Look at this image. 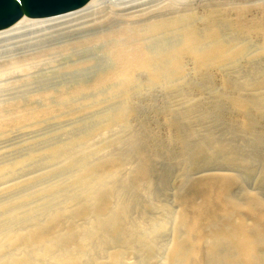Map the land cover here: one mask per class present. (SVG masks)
Instances as JSON below:
<instances>
[{
    "label": "bare ground",
    "instance_id": "bare-ground-1",
    "mask_svg": "<svg viewBox=\"0 0 264 264\" xmlns=\"http://www.w3.org/2000/svg\"><path fill=\"white\" fill-rule=\"evenodd\" d=\"M252 39L260 40L258 42L262 46L257 47ZM252 42L259 48H256L258 51L254 50ZM93 55L103 59L96 61ZM263 55L264 0H90L80 10L50 18L23 17L12 27L0 31L1 75L16 70L17 73L19 70L21 73L32 71L33 67L41 65L47 68L50 64L53 68L77 69L81 72L86 65L90 66L89 70L97 68L100 62L110 65L109 68H97L102 73L90 82H79L72 88H63L58 92L44 91L32 99L37 97L36 100L47 102L55 99L56 103L61 104L100 99L105 94L111 95L118 91L127 97L130 87L182 86L189 64L202 77V74L212 71L237 69L243 59L247 65L253 64L250 62L254 57ZM223 79L227 87L239 86L235 81ZM260 80L256 83L246 80L241 86L251 88L257 83L264 85V79ZM238 103L239 108L246 112L252 109L261 114L264 112V93L252 99L242 97ZM23 108L20 112L16 111L22 123L36 120L50 112L47 108L43 111ZM204 118L208 119V116ZM254 127L253 118L247 115L241 125L229 124L225 132L227 137L234 136L237 139L240 133L242 137L248 133L252 135ZM251 137L254 145L264 143V136ZM241 138L243 140L244 137ZM217 145L228 151L236 148L231 142H217ZM47 154L50 162L60 161L65 167L77 170L70 183L77 190L74 194H68L64 184H53L50 193L52 191V194H62L64 197L62 207L54 210L49 207L50 201L26 209L36 196L46 193L44 189V192L37 191L0 205V264H102L96 253L111 244V241L106 238L107 235H103V224L98 222L99 217H103L106 220L104 223L114 228V235H121V231L126 229L122 230L120 221H117L123 215L126 216V203H119L116 208L120 211L113 212L107 202L109 195L104 194L116 186V172H98L86 161L77 163V153L67 145L53 148ZM237 156L245 166L254 158ZM4 170L0 171V180L5 177L2 176ZM234 182L223 177L214 198L221 203L222 217L228 223L220 226L216 224V219H209L210 230L203 229L198 217L203 214L201 208H198L197 217L191 221L183 212L177 218L180 226H184L186 235L182 238L178 232H174L166 252V264H264V226L257 222L264 221V210H261L263 203L257 196L249 199L236 197L231 192ZM77 198L82 203L77 204L75 213L87 217L93 206L97 210L98 217L94 218L97 220L91 221L89 226H73L66 234L51 229L71 215L68 206ZM242 212L251 214L256 220L246 222ZM119 213H122L121 216ZM39 216H43L44 221L38 220ZM155 228L164 229V225L155 226L154 231L157 230ZM67 239L74 242L73 247H64L63 243ZM93 241L97 243L92 245ZM147 241L144 234L131 231L123 247L107 254L108 259L111 264H123L124 252L146 247Z\"/></svg>",
    "mask_w": 264,
    "mask_h": 264
},
{
    "label": "rangeland",
    "instance_id": "rangeland-1",
    "mask_svg": "<svg viewBox=\"0 0 264 264\" xmlns=\"http://www.w3.org/2000/svg\"><path fill=\"white\" fill-rule=\"evenodd\" d=\"M252 41L257 47L262 46L258 42L260 40ZM257 47L254 46V50L259 49ZM93 56L96 61L103 59L98 55ZM260 56L254 57L259 58H253L250 63H254L249 65L243 59L237 69L202 74L206 78L197 75L189 64L186 81L177 88L165 85L139 89L130 87L127 97L121 91H111L110 96L105 94L103 98L74 102L76 104L56 103L55 99L48 102L36 100L37 97L32 99L44 91L58 92L63 88H72L79 82H90L102 73L97 68H109L110 65L100 62L97 68L90 70V66L86 65L82 72L53 68L51 64L49 68L41 65V69V66H37L32 71H22L25 78L21 70L19 73L17 70L4 73L3 77L0 74V171L6 169L2 173L5 177L0 180V205L37 191L44 192V189L46 193L36 196L26 209L48 201L52 210L61 208L63 195L50 193V187L62 183L68 194H74L77 189L70 183L77 170L65 167L60 161L50 162L47 153L53 148L67 145L77 153V163L86 161L98 172H116V191L108 190L104 194L109 195L107 202L111 211H120L116 207L121 202L127 206V210L124 209L125 218L122 216L117 220L122 230L126 228L121 235H114V228L104 223L106 220L103 217L98 219L103 224V235H107L106 238L111 241L96 253L102 264H111L108 255L123 247L131 231L144 234L148 239L147 246L124 252L123 264H166V252L174 232H178L182 238L186 235L178 219L183 212L191 221L201 208L203 214L198 217L203 229L210 230L209 219H216V224L220 226L226 225L228 220L222 217V205L214 199L225 176L235 181L231 192L236 197L249 199L257 196L263 203V211L264 143L254 145L251 136H264V112L257 114L252 109L246 112L239 108L238 103L242 97L252 99L264 93V85L258 83L251 88L241 86L246 80L256 83L264 79V55ZM223 78L235 81L240 87L225 86ZM23 107L38 108L37 111L47 108L51 113L42 116L43 119L39 117L22 123L16 111L20 112ZM247 115L254 120L252 135L244 134L243 138L241 133L238 134L243 140L227 137V126L241 125ZM203 116H208V119ZM217 142L235 144L236 148H232L235 153L231 149L222 150ZM237 155L254 158L245 166ZM80 202L77 198L69 204L71 215L51 229L66 234L73 226L85 227L97 220L94 219L98 217L97 210L93 206L87 217L75 213ZM91 213L94 217H91ZM241 215L248 223L256 220L251 214L242 212ZM43 218L39 216L38 220L44 221ZM257 222L264 226V221ZM160 224L164 225V229L158 227L154 231V227ZM95 241L92 245L97 243ZM63 245L71 248L74 242L67 239Z\"/></svg>",
    "mask_w": 264,
    "mask_h": 264
},
{
    "label": "water",
    "instance_id": "water-1",
    "mask_svg": "<svg viewBox=\"0 0 264 264\" xmlns=\"http://www.w3.org/2000/svg\"><path fill=\"white\" fill-rule=\"evenodd\" d=\"M90 0H0V31L16 24L23 17L50 18L74 12Z\"/></svg>",
    "mask_w": 264,
    "mask_h": 264
}]
</instances>
